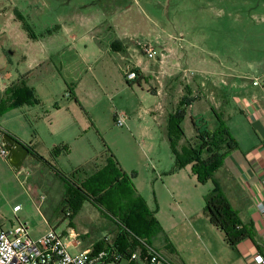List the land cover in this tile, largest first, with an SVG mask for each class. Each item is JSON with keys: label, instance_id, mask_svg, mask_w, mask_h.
Listing matches in <instances>:
<instances>
[{"label": "rangeland", "instance_id": "1", "mask_svg": "<svg viewBox=\"0 0 264 264\" xmlns=\"http://www.w3.org/2000/svg\"><path fill=\"white\" fill-rule=\"evenodd\" d=\"M0 31H5L0 35V81L6 72H30L28 84L35 88L43 110L51 112L50 118L65 117L60 118L59 124L54 119L50 126L46 117L39 121L31 112L27 114L30 120L3 116L1 126L12 130L19 140L32 142L47 159L48 150L65 140L72 147L71 155L61 157L58 164L65 173H71L76 164L91 172L93 164L102 163L108 154L119 164L141 165L142 172L149 173L147 179H138L145 188L140 193L143 198L150 192L144 181L151 189L152 182L160 185L161 179H182L196 197L211 186V182L198 183L191 169L185 170L188 166L174 170L167 137L168 116L184 97L196 104L205 99L203 105L218 106L221 92L216 86L221 85V76H213V66L245 73L264 63V0H0ZM121 32L132 35L127 41L128 49L133 60L147 68L161 59L163 43L169 35L179 38L175 44L170 39L168 43L179 55L172 65L180 61L184 66L178 70L171 64L168 67L162 64L160 86L162 94L168 97L163 98L161 108V96L158 92L153 95L159 85L154 79L128 86L117 67L119 56L110 45L115 34ZM138 44L151 45L157 57L147 58ZM191 47L210 66L203 77L194 75L192 61L185 63ZM185 85L191 87V95ZM69 88L73 97H69ZM54 103L62 108L59 114L53 110ZM67 104L72 107L70 111L64 108ZM37 111L42 110L37 108ZM121 113L125 115L122 128L114 122L115 114ZM181 128L184 135L180 142L195 144L191 122L183 120ZM36 134L38 137H34ZM190 138L192 142L187 141ZM3 159L0 156V217L5 225L14 223L12 207L20 205L17 216L29 226L31 238L49 230L46 222L57 232L65 230L68 227L63 213L66 192L61 193L60 186L48 182L52 193H47L37 210L25 190L26 179H5L13 174L5 171ZM24 166L33 169L27 159ZM136 172L125 174L134 179ZM42 176L48 178L43 173L38 178ZM158 185L156 193L161 196ZM163 202L158 199L164 212ZM103 219L110 226L116 224L114 218L83 203L72 220V229L88 244L105 235L100 230ZM223 243L222 240L214 247H206L194 241L187 252V264H242L236 260V249ZM159 251L167 254L162 248Z\"/></svg>", "mask_w": 264, "mask_h": 264}, {"label": "crops", "instance_id": "2", "mask_svg": "<svg viewBox=\"0 0 264 264\" xmlns=\"http://www.w3.org/2000/svg\"><path fill=\"white\" fill-rule=\"evenodd\" d=\"M3 34H5V31H0V35ZM116 34L115 41H118L123 48V53H116L117 56H119V60L117 61L119 65L117 67L121 72H123V77L128 70H138L143 78L141 82L145 81L146 83H149L150 80L154 79L159 85H157L158 89L156 88V91L153 95H157L156 92H158V94L161 96V108L163 106V98L168 97L166 94H162V89L160 86L161 82L159 79L160 71L163 67L162 64H164V67H168V65H172V61L176 59L175 57H179V55L176 53V50L173 49V45H169L168 39L171 40V44H175L178 42L179 38L169 35L167 42L163 43L164 48L161 52V55L165 58V61H163L164 58H161L159 61H155L150 68H147L141 66L140 62H135L133 60L131 50L129 51L127 42L128 39L130 41V37H132V35H128L127 32H121L118 35ZM158 40L159 38H157L156 41ZM180 47L183 46L180 45ZM169 48H171V50L168 54L167 51H169ZM190 50L191 53L188 54L189 58L187 56L184 58L186 59L185 63L192 61L194 70H192V68L191 70L194 75L196 76L200 74L202 77L205 76L203 74H205L204 72L206 70L210 71V68H207L210 66L206 65L203 56H199L197 53L195 54L193 52L192 47ZM174 53H176V56ZM172 66L177 67L179 70V66L183 67L184 64L179 61L174 63ZM212 72H214L213 76L217 78L221 76V85L216 86L217 88H220L219 90L221 92V100L218 103V108L210 104L203 105L205 99L197 102V104L192 101L193 103H191L186 108L184 120L188 119L190 121L191 117L202 116L207 122L209 130L213 131L218 126V122L213 113L214 110L221 116L224 122L227 121V124L230 123L231 127H227L231 136L237 143V149L231 151L223 159L221 167L214 174V178L218 176L216 181L218 182L223 194L229 201L231 207L236 211L240 220L244 223H249L252 226V229L255 233V243H252L250 240H245L241 242L236 249L238 253L236 260H238V262L242 264H252L253 257L255 255H260L264 258V219L257 209L259 204L264 205V86L256 87L252 85V80L254 78L264 75V63L254 65V67H251L245 73H237L235 70L227 69L218 65L213 66ZM155 73L158 75L155 76ZM29 74L30 72H16L15 74L10 72L5 73L2 79L3 81H0V108L5 102L6 89L20 78L24 80L28 87L33 88L36 94L35 88L28 84ZM201 86H203V83H201ZM184 88L187 90L188 95L192 94V90H190L191 87L189 85H185ZM179 91L181 93V88ZM147 93L149 92L147 91ZM69 97H73V92L72 94L69 93ZM37 98L39 99L38 96ZM39 101V105H22L19 108L5 112L0 116V121L3 116H13L14 118L22 116L23 119L26 117L28 120H30L28 115L31 114V112H34V117L39 121H44V118L46 117V119L50 122V126H52L53 122H55L54 119H56L57 124L60 123V118L65 119V117L60 115H58L56 118L54 116L50 118L52 115L51 112H45L42 107V101L40 99ZM74 102V105H78V102ZM37 108H40L42 111L38 112ZM64 108L66 111H70L72 107L70 104H67ZM61 109V106H59L57 103H54L53 110L56 112V114H59ZM171 111L172 110L167 111L166 114H169ZM4 132L9 133L16 138L12 130H8L2 127L0 124V143L2 134ZM34 137H38V134H36ZM192 138H194V131ZM192 138L189 140L187 139V141H191ZM16 139L19 140L18 138ZM19 141L25 145H29L38 155L55 164L57 168L64 174L73 175L75 177V181H78L79 183L84 181V179L94 175L99 169H102L104 166H106L109 160H115L117 163V168L126 177L127 175L125 173L136 170L137 172L134 176V179H129V177L127 178L134 187L136 194L146 204V207L155 213V218L170 244L169 250L163 249L167 253L163 255L167 257V259H169L173 264H187V252L194 241L200 242L201 245L206 247H210L211 245L214 247L223 240V235L210 224L202 211L204 205L203 197L213 188L212 184L211 186L205 188L199 197H196L194 193H190L188 191L187 185H183L181 182L182 179H161L160 185H158L159 183H157V181L154 183L152 182L151 189L148 186V182L144 181L151 192V196L149 192V196L143 198L140 193L142 189L145 188L140 181L138 182V179H147L149 173H146L145 171L142 172V166L139 164H136L135 167L128 164H119V162L111 154H108L109 156L107 155L102 163L95 162L93 164L94 168L91 172L84 171L81 165L76 164L72 166L73 171L71 173H65L58 165L61 157H69L72 152V147H70L69 144L65 142V140H60L58 145H54L48 150L49 159L42 156L38 152L37 148H35V146L32 144V142L27 144L21 140ZM180 144L184 145L186 143L180 142ZM59 145H65L67 147V151L61 152L57 157H53L52 150L54 147ZM104 153H107L105 152V149ZM28 158H31V160ZM5 159L6 158L3 159L5 171L13 174V176L8 178L5 177V179H13V177L15 179H26L28 188L25 190L29 193L28 195L31 196L33 204L37 210H40L41 204L46 200L47 193H52V189H50V186H48V182L54 183L55 187L60 186L58 188H60L61 193L66 192V188H63V185H61L63 183L53 174V172L50 171L40 161L36 160L33 156L29 155V153L24 157L17 169L13 168L8 163V160ZM26 159L31 164L33 169H30L29 166H24ZM189 168L190 167L188 166L185 170H188ZM77 170L78 172H76ZM152 170L154 171L155 169L153 168ZM41 173L46 175L48 178L42 176V178L39 179L38 176ZM22 175H24V178H22ZM32 179H35L33 183L30 182ZM157 185L161 186V196L156 193V191L159 190L156 188ZM200 197L202 198V201H200ZM158 199L160 201H164L163 205L166 211L163 212L161 210L162 208L158 204ZM165 199L167 200L166 202ZM64 207L65 203L63 206V211L65 210ZM95 210L98 211L97 209ZM103 221L104 222L101 224L100 230L104 231L105 234L115 233L117 236L118 232H120V226L117 224L110 226L104 219ZM46 224L50 229V224L48 222H46ZM72 226V220H68V227L65 230L59 232L68 240L71 252L85 250L91 245L97 243L101 238L100 237L95 241L89 242L88 244L84 243L81 241V236L72 229ZM70 234L72 235L71 237L69 236ZM73 235H75V237Z\"/></svg>", "mask_w": 264, "mask_h": 264}, {"label": "trees", "instance_id": "3", "mask_svg": "<svg viewBox=\"0 0 264 264\" xmlns=\"http://www.w3.org/2000/svg\"><path fill=\"white\" fill-rule=\"evenodd\" d=\"M17 17L21 20L18 15ZM31 38L35 39L33 36ZM110 46L113 52L123 53V48L118 41H113ZM135 73L134 81H127L124 76L128 86L139 85L143 79L138 70H135ZM68 92L72 94L71 88L68 89ZM192 101L189 97H184L178 102L176 110L168 116L167 137L173 156L174 170L190 166L198 183H212L213 188L203 197L202 211L210 224L223 235V241L227 246L237 249L239 244L245 240L255 243L252 226L240 220L214 178L223 159L231 151L237 149V143L221 116L213 110L218 122V126L213 131L209 130L208 124L202 116L191 117L193 139L196 143L180 144L184 135L181 123L185 118L186 108ZM39 104L40 101L34 89L28 87L20 78L6 89L5 102L0 108V116L22 105L35 106ZM25 146L30 149L29 155L44 164L66 186L63 213L65 216L69 211L70 215L65 218L73 220L81 210L82 204L86 202L106 217L115 219L116 224L120 226V232L116 238L120 249L134 247L136 243L134 237L141 239L155 250L170 249V244L155 218V213L150 211L136 194L128 178L117 168L115 160H109L106 166L79 183L75 181L73 175L64 174L55 164L33 151L29 145ZM66 151L65 145L56 146L52 150V156L57 157L61 152ZM95 246L100 248V243H95Z\"/></svg>", "mask_w": 264, "mask_h": 264}, {"label": "built area", "instance_id": "4", "mask_svg": "<svg viewBox=\"0 0 264 264\" xmlns=\"http://www.w3.org/2000/svg\"><path fill=\"white\" fill-rule=\"evenodd\" d=\"M138 45L147 58L157 57L158 54L151 45ZM160 57L163 56L160 54ZM125 77L127 81H134L136 73L128 70ZM252 85L264 86V75L254 78ZM114 122L116 126L124 127L125 115L116 114ZM0 156L7 157V151L2 143H0ZM257 209L264 219V205L259 204ZM20 210V205L12 207L13 224L5 225L0 217V264H173L162 253L149 247L137 237H134L136 242L134 247L120 249L115 233L105 234L98 241L100 248L93 244L77 252H71L68 240L55 229L50 228L46 233L33 239L30 237L27 223L22 222L17 216ZM69 215L70 212H66L65 216L69 217ZM252 264H264V258L255 255Z\"/></svg>", "mask_w": 264, "mask_h": 264}, {"label": "water", "instance_id": "5", "mask_svg": "<svg viewBox=\"0 0 264 264\" xmlns=\"http://www.w3.org/2000/svg\"><path fill=\"white\" fill-rule=\"evenodd\" d=\"M1 143L4 149L7 151L6 159L8 160V163L12 166V160H14V162H16L17 164L12 167L17 169L24 157L29 153V149L14 136L10 135L7 132H4L2 134Z\"/></svg>", "mask_w": 264, "mask_h": 264}, {"label": "flooded vegetation", "instance_id": "6", "mask_svg": "<svg viewBox=\"0 0 264 264\" xmlns=\"http://www.w3.org/2000/svg\"><path fill=\"white\" fill-rule=\"evenodd\" d=\"M18 153H19V151H18ZM18 153H17V155H18ZM12 156V155H11ZM17 163L16 162H14V160H12V166H15Z\"/></svg>", "mask_w": 264, "mask_h": 264}]
</instances>
